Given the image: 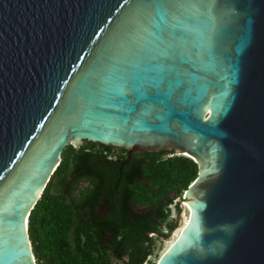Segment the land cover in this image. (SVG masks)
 <instances>
[{"label":"water","instance_id":"obj_1","mask_svg":"<svg viewBox=\"0 0 264 264\" xmlns=\"http://www.w3.org/2000/svg\"><path fill=\"white\" fill-rule=\"evenodd\" d=\"M85 142L198 165L158 264H264V0H0V264Z\"/></svg>","mask_w":264,"mask_h":264},{"label":"trees","instance_id":"obj_2","mask_svg":"<svg viewBox=\"0 0 264 264\" xmlns=\"http://www.w3.org/2000/svg\"><path fill=\"white\" fill-rule=\"evenodd\" d=\"M112 155L122 161L110 160ZM126 155L125 150L90 142L64 150L29 217L37 264H154L156 242L168 239L177 226L168 221L169 208L198 178V165L165 152L133 154L125 164ZM66 175L71 184L64 185ZM86 177L94 188L73 197ZM99 205L108 208L105 214L97 211ZM135 207L146 211L136 212Z\"/></svg>","mask_w":264,"mask_h":264},{"label":"rangeland","instance_id":"obj_3","mask_svg":"<svg viewBox=\"0 0 264 264\" xmlns=\"http://www.w3.org/2000/svg\"><path fill=\"white\" fill-rule=\"evenodd\" d=\"M173 155H168V157H172ZM57 181V180H56ZM71 178H70V176L69 175H66V177H65V184L64 185H66V184H71ZM57 183H59V182H57ZM60 184V183H59ZM81 187H83L84 188V185L83 184H81L80 185V187L79 186H77V188H76V190L73 192V197H77L78 196V191H81ZM52 193L53 194H57V190H53L52 191ZM184 196V195H183ZM183 196L180 198V199H177V201H175V202H179L182 198H183ZM171 197H173V194L171 195ZM174 202V204L173 205H171L170 206V216H169V219H168V221L169 222H172V223H176V229L173 231V233L172 234H170V236H169V238L168 239H166V240H158L157 242H156V251H155V253H154V255L151 257V261H152V263H154V264H158V262L160 261V259H161V257L165 254V252L167 251V249L168 248H170L171 247V245H173L172 243H174L175 242V236H176V234L180 231V229H181V227H182V221H181V218H180V216H187V214H188V217H190V210L187 208V207H185L184 206V208L182 209V212H181V215L179 216V214L177 213V210H176V208H175V203ZM137 212H139V213H143V212H145L146 210L145 209H143V210H139V209H137L136 210ZM170 246V247H169Z\"/></svg>","mask_w":264,"mask_h":264},{"label":"flooded vegetation","instance_id":"obj_4","mask_svg":"<svg viewBox=\"0 0 264 264\" xmlns=\"http://www.w3.org/2000/svg\"><path fill=\"white\" fill-rule=\"evenodd\" d=\"M115 149H116V151H117V150H124V149H120V148H115ZM126 152H127V151H126ZM133 154H134V155H138V156L143 155V154H135V153L129 154V152H127V155H126L127 160H126V163H125V164H128V163L130 162V160H131V156H132ZM144 154H145V153H144ZM109 158H110V160H113V161H115V162H121V161H122V158L120 157V155H112V156L109 157ZM81 184L84 185V188L81 187V191H78V196H77V197H80L83 193H88L89 191H91V190L94 188V185L91 183V180H90L88 177H86V178H82V179L80 180V182H78V184L76 185V188H77V186L80 187ZM75 190H76V189H75ZM101 207H102V206H101ZM134 209H135V211L137 210L136 207H135ZM107 210H108L107 207L100 208V205H99V207H98V209H97V211L100 212L101 214H105V213L107 212ZM139 210H143V209L139 208ZM136 212H137V211H136Z\"/></svg>","mask_w":264,"mask_h":264},{"label":"bare ground","instance_id":"obj_5","mask_svg":"<svg viewBox=\"0 0 264 264\" xmlns=\"http://www.w3.org/2000/svg\"><path fill=\"white\" fill-rule=\"evenodd\" d=\"M185 156H188V155H185ZM185 207H187L189 210H191L188 206H186L185 205ZM190 218L188 217V214H187V216L185 217H183V225H182V227H181V229H180V231L176 234V236H175V242L179 239V237H181V234H182V231H184V229L188 226V225H190ZM174 242V243H175ZM174 243H172V244H174ZM172 246V245H171ZM170 247V246H169ZM170 248H168L167 249V251L169 250ZM166 251V252H167ZM165 252V253H166Z\"/></svg>","mask_w":264,"mask_h":264}]
</instances>
